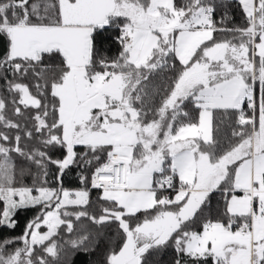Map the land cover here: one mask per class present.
<instances>
[{"label":"snow or ice","instance_id":"6c2138e0","mask_svg":"<svg viewBox=\"0 0 264 264\" xmlns=\"http://www.w3.org/2000/svg\"><path fill=\"white\" fill-rule=\"evenodd\" d=\"M77 253L264 264V0H0V264Z\"/></svg>","mask_w":264,"mask_h":264},{"label":"trees","instance_id":"16d2710c","mask_svg":"<svg viewBox=\"0 0 264 264\" xmlns=\"http://www.w3.org/2000/svg\"><path fill=\"white\" fill-rule=\"evenodd\" d=\"M237 20L239 19V16L237 15ZM26 183H31V179L28 178L25 181ZM64 187L70 189V190H75L78 187V180L77 177L75 175V173H70L68 176H66L64 178ZM92 198L93 200H95L96 198V191L93 190L92 192ZM220 199L219 193H217L212 201H211V207H216L217 206V201ZM32 215H34V212H28L27 213V217L30 218ZM24 223V218L22 217L21 219V224ZM19 231V229L17 230ZM98 255H94V256H90V255H85L84 253H77L74 256H71L70 262L71 264H91L92 261H95L96 259H98ZM170 259L169 256H165L164 257V264H167V260Z\"/></svg>","mask_w":264,"mask_h":264}]
</instances>
